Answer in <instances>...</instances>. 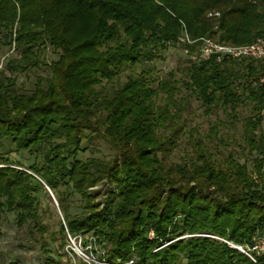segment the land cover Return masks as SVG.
<instances>
[{"label": "trees", "instance_id": "1", "mask_svg": "<svg viewBox=\"0 0 264 264\" xmlns=\"http://www.w3.org/2000/svg\"><path fill=\"white\" fill-rule=\"evenodd\" d=\"M206 36L233 45L264 38V0H0V43L21 49L8 69L49 72L30 92L0 78V215L36 220L47 185L66 223L61 234L92 233L105 262L264 264V251L250 252L254 261L228 243L249 250L264 238V60L202 58ZM170 46L187 53L180 77L153 75ZM48 48L56 57L45 62ZM183 88L232 117L251 106V169L234 154L218 162L190 134L193 157L167 165ZM97 137L110 157L82 159L84 142ZM22 152L35 162L14 155Z\"/></svg>", "mask_w": 264, "mask_h": 264}, {"label": "rangeland", "instance_id": "2", "mask_svg": "<svg viewBox=\"0 0 264 264\" xmlns=\"http://www.w3.org/2000/svg\"><path fill=\"white\" fill-rule=\"evenodd\" d=\"M213 38L217 39L216 37ZM20 53L21 49L15 48L14 45L9 46L0 43V78L4 76L13 78L16 89L30 92L38 82L45 83V78L49 72L44 65L26 72L8 69L9 61L11 59L19 60ZM55 57L56 55L48 48L43 60L50 62ZM186 57L187 53L179 47H168L162 57L153 62V75L165 76L170 71H176L177 76L180 77L178 69ZM125 79L126 74H123L120 81ZM116 86L117 81H114L107 84L106 88L111 90ZM177 99L180 100L178 107L182 110L180 121L182 130L178 134L177 146L165 158L167 165L188 161L193 157V149L188 142V135L190 134L193 135L192 138L195 141H201L211 147L218 162H224L230 154H234L239 161L247 162L250 169L252 168V156L245 143L244 125V119L251 115L249 104L240 106L236 116L232 117L229 115V110L222 107L206 110L201 105V101L184 88L181 93L177 94ZM262 130L264 131V122ZM83 145L87 147V151L81 155L82 159L88 157L109 158L112 153L109 144L100 137L92 139L90 142L85 141ZM10 148L13 149L14 145H10ZM14 155L21 159L25 165H31L36 160V156L28 152L14 153ZM0 166L3 165L0 164ZM18 168L32 173L24 167L18 166ZM103 188L97 186L92 191L103 192ZM37 197L39 207L36 220L31 217L22 223L17 211L4 212L0 215V264H84L83 260L73 258L67 253L66 247L70 232L67 228H65V236L60 232V224L65 225L66 223L54 191L45 185L44 191H41ZM67 202L71 206L72 213H81L82 202L78 196H70ZM88 235H92V233L83 234V237ZM228 243L239 250L249 251L243 245ZM103 264L111 263L105 262Z\"/></svg>", "mask_w": 264, "mask_h": 264}, {"label": "built area", "instance_id": "3", "mask_svg": "<svg viewBox=\"0 0 264 264\" xmlns=\"http://www.w3.org/2000/svg\"><path fill=\"white\" fill-rule=\"evenodd\" d=\"M186 39L189 42H194L189 40L188 36ZM199 40L201 41L200 55L205 59L216 57L219 61L226 58L264 60V38H259L255 42L245 45L227 44L209 36L202 37ZM66 250L73 258L83 260L84 264L105 263L104 260L99 258V254L103 256L105 252L96 245V239L93 235L83 237V234L68 233ZM241 250L255 261L254 256L250 252H263L264 238L257 239L255 245L249 249V252L244 249Z\"/></svg>", "mask_w": 264, "mask_h": 264}]
</instances>
